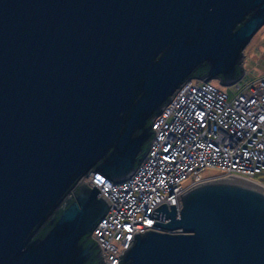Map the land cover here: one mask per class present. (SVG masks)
I'll return each mask as SVG.
<instances>
[{"label": "water", "instance_id": "1", "mask_svg": "<svg viewBox=\"0 0 264 264\" xmlns=\"http://www.w3.org/2000/svg\"><path fill=\"white\" fill-rule=\"evenodd\" d=\"M262 22L264 0H0V264H101L108 201L80 176L128 175L174 86L231 82ZM150 215L116 264H264L259 182L201 178Z\"/></svg>", "mask_w": 264, "mask_h": 264}, {"label": "built area", "instance_id": "2", "mask_svg": "<svg viewBox=\"0 0 264 264\" xmlns=\"http://www.w3.org/2000/svg\"><path fill=\"white\" fill-rule=\"evenodd\" d=\"M242 72L228 83L230 94L208 78L181 79L153 114L147 147L128 175L109 180L89 169L80 176L108 201L88 232L101 264H116L131 231L157 228L151 208L177 207L193 181L233 173L264 185V71L238 80Z\"/></svg>", "mask_w": 264, "mask_h": 264}, {"label": "rangeland", "instance_id": "3", "mask_svg": "<svg viewBox=\"0 0 264 264\" xmlns=\"http://www.w3.org/2000/svg\"><path fill=\"white\" fill-rule=\"evenodd\" d=\"M240 66L243 72L238 80L257 76L264 71V22L251 33L241 48ZM208 80L224 89L228 94L231 93L230 84L220 83L217 77H209ZM206 171L211 170L207 169Z\"/></svg>", "mask_w": 264, "mask_h": 264}, {"label": "trees", "instance_id": "4", "mask_svg": "<svg viewBox=\"0 0 264 264\" xmlns=\"http://www.w3.org/2000/svg\"><path fill=\"white\" fill-rule=\"evenodd\" d=\"M190 76H197V75H190ZM72 192V191H71ZM71 194L70 195H66L63 199L64 203H67L69 201V199L71 198ZM58 212V208H55L52 210L51 215H55ZM46 224V221H43L42 224L40 226H38V229L40 230L44 225ZM89 234V233H88ZM90 236V235H89Z\"/></svg>", "mask_w": 264, "mask_h": 264}, {"label": "flooded vegetation", "instance_id": "5", "mask_svg": "<svg viewBox=\"0 0 264 264\" xmlns=\"http://www.w3.org/2000/svg\"><path fill=\"white\" fill-rule=\"evenodd\" d=\"M63 199H64V197H63ZM41 224H42V223H40L39 226H40Z\"/></svg>", "mask_w": 264, "mask_h": 264}]
</instances>
